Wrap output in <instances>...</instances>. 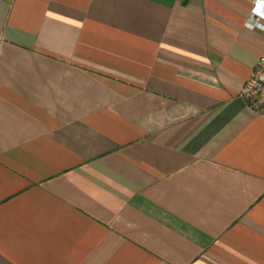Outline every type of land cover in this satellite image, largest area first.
<instances>
[{"label":"crops","instance_id":"0c3cea01","mask_svg":"<svg viewBox=\"0 0 264 264\" xmlns=\"http://www.w3.org/2000/svg\"><path fill=\"white\" fill-rule=\"evenodd\" d=\"M250 14L0 0V264H264Z\"/></svg>","mask_w":264,"mask_h":264},{"label":"built area","instance_id":"2783aa9c","mask_svg":"<svg viewBox=\"0 0 264 264\" xmlns=\"http://www.w3.org/2000/svg\"><path fill=\"white\" fill-rule=\"evenodd\" d=\"M251 14L247 25L252 29H264V6L262 0H249ZM247 106L257 115L264 117V52L260 54L253 76L240 92Z\"/></svg>","mask_w":264,"mask_h":264},{"label":"snow or ice","instance_id":"6c2138e0","mask_svg":"<svg viewBox=\"0 0 264 264\" xmlns=\"http://www.w3.org/2000/svg\"><path fill=\"white\" fill-rule=\"evenodd\" d=\"M262 6H264V0H262Z\"/></svg>","mask_w":264,"mask_h":264}]
</instances>
